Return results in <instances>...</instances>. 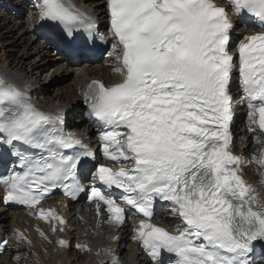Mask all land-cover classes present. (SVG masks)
Returning a JSON list of instances; mask_svg holds the SVG:
<instances>
[{
    "label": "snow or ice",
    "instance_id": "1",
    "mask_svg": "<svg viewBox=\"0 0 264 264\" xmlns=\"http://www.w3.org/2000/svg\"><path fill=\"white\" fill-rule=\"evenodd\" d=\"M104 7L101 33L70 0H32L35 17H26L48 29L46 43L66 57L86 54L78 36L105 45L119 80H92L82 93L98 149L67 131L61 110H41L0 80V200L46 222L61 249L72 247L62 236L67 221L41 206L56 190L83 196L118 228L138 220L132 239L152 264H264V203L243 178L252 161L233 151L238 107L247 109L256 141L264 138V0H104ZM257 162L264 166V150ZM157 211L173 231L152 222ZM11 240L31 244L16 231L0 237V253ZM104 254L120 264L111 250Z\"/></svg>",
    "mask_w": 264,
    "mask_h": 264
},
{
    "label": "bare ground",
    "instance_id": "2",
    "mask_svg": "<svg viewBox=\"0 0 264 264\" xmlns=\"http://www.w3.org/2000/svg\"><path fill=\"white\" fill-rule=\"evenodd\" d=\"M9 1L10 4H0V7H2L0 8V38L4 39V42L1 43L6 47L1 57L2 61H0V77H7L18 84L26 86L37 97V101L40 102L44 111L55 112L61 110L66 116L65 126L68 129L82 131L83 127L91 128L84 114L82 93L92 80H101L105 83L116 82L119 78L118 73L115 71L116 65L109 60H107V64L104 63L92 67H87L86 65L74 66L66 58L59 61L61 59L58 57L59 53L51 50V44L45 42L46 29L41 28L35 19L26 17L28 12H32L33 17H35V12L32 10V0ZM76 1L89 8L100 20H104L103 26L104 28L106 27L104 0H95L93 2L89 0ZM49 49L51 52H49ZM11 57H13L12 60L9 59ZM49 66L53 67L52 74H48L47 68ZM60 72L65 74L64 77L71 76L72 81L59 85L55 89H50V85L47 86L46 84L47 77L49 75H58ZM52 90L53 94L45 97L46 100L40 99L41 96ZM238 109L239 125L245 130L243 117H245L246 113L243 107H238ZM76 116H79V118L77 122H73V120H76L74 119ZM241 153L247 155V151H241ZM14 222L15 228H10L9 225ZM0 227H7L11 237L14 232L22 231L31 241V244L27 243V245H29L30 251L34 255L32 264H72V261L77 258V254L75 252L71 253L70 248L60 249L58 247L49 225H44L36 220L33 213L8 212L6 208L0 205ZM40 231L48 235L51 242L41 237ZM128 232L129 229L126 230V233ZM76 236L75 245L82 244L79 231H76ZM128 240L132 244L129 246V263L127 264H144L139 259L136 261L135 258L136 248L134 245L137 242L130 238ZM17 244L22 247L26 245L25 243H18L16 240L10 241L11 248H14ZM125 250L126 248L123 245L119 246L120 254ZM8 254L12 255L10 250ZM8 254H4L0 264H6L11 261V257ZM83 258H85V261H79L76 264H101V261L103 264L107 261L109 264L107 258L98 260V257L91 255ZM12 264L16 263L13 262Z\"/></svg>",
    "mask_w": 264,
    "mask_h": 264
},
{
    "label": "rangeland",
    "instance_id": "3",
    "mask_svg": "<svg viewBox=\"0 0 264 264\" xmlns=\"http://www.w3.org/2000/svg\"><path fill=\"white\" fill-rule=\"evenodd\" d=\"M6 1V0H5ZM90 2H93V1H95V0H89ZM0 2H2V0H0ZM12 3H14V2H12ZM0 8H2V7H0ZM1 42H4V39L3 38H0V61H2V59H1V57L3 56V54H4V49L6 48L5 47V45L3 44V43H1ZM49 52H51L50 51V49H49ZM51 54V53H50ZM5 56V55H4ZM10 60H12L13 59V57H11V58H9ZM52 69H53V67H51V66H49L48 68H47V71H49V73L48 74H52ZM51 71V72H50ZM51 76V77H50ZM65 76V74L64 73H62V72H60V73H58V75H54V76H52V75H49L48 77H47V82H46V84H47V86L48 85H50V89H55V88H57L59 85H63V84H65V83H67L68 81H72V77L71 76H67V77H64ZM42 77H43V75H42ZM52 78V79H51ZM53 90L51 91V92H48L47 94H44V96H42L43 97V99L44 100H46V98L45 97H48L49 95H52L53 93ZM128 253H129V250H128ZM124 255H127V252L126 253H124ZM79 258V256L76 258V260ZM75 260V261H76ZM74 260L72 261V264H76V262H75ZM80 262H82V259L80 260ZM79 263V262H78Z\"/></svg>",
    "mask_w": 264,
    "mask_h": 264
}]
</instances>
